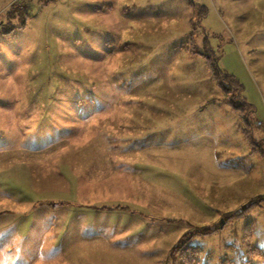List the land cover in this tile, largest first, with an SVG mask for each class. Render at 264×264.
Masks as SVG:
<instances>
[{"label":"rangeland","instance_id":"obj_1","mask_svg":"<svg viewBox=\"0 0 264 264\" xmlns=\"http://www.w3.org/2000/svg\"><path fill=\"white\" fill-rule=\"evenodd\" d=\"M204 54L250 109L253 143ZM33 141L53 144L70 191L47 189ZM260 197L264 0H0V264H181L183 240L200 264H264L241 240L251 221L264 253ZM66 206L74 227L56 228Z\"/></svg>","mask_w":264,"mask_h":264},{"label":"trees","instance_id":"obj_2","mask_svg":"<svg viewBox=\"0 0 264 264\" xmlns=\"http://www.w3.org/2000/svg\"><path fill=\"white\" fill-rule=\"evenodd\" d=\"M191 52H196V51L191 50ZM204 56L211 78L216 81L217 85H219L222 90L223 102L229 106L232 112L238 115V118L241 121V124L239 125V129L241 130V133L249 143H253L251 137V128H250L251 123L247 117L250 109L247 107V105L244 102H241L240 96H238L236 93H232L233 89L231 87H228L225 83L221 81L220 78L221 76L227 77L228 75L223 74L221 72V68L218 65V61L212 58V56L210 55L204 54ZM261 199H264V197H260L259 200ZM239 213L241 212H238L237 214H228L226 217H224V219L226 220L227 218L238 215ZM252 224L253 223L250 221L244 226L243 234L241 237L242 245L245 248L244 251L246 252L248 258L247 261L250 260L251 256H264V253L261 252L259 247L252 246V244L250 243ZM217 229L219 228L215 227L212 229H202L203 231L200 230L199 232L206 233ZM228 246L226 247L228 248ZM171 253L173 255H177L181 264H200V256L201 254L204 253V251L200 246L188 243L187 240H183L173 246ZM223 262L225 264L228 263L227 259L223 260Z\"/></svg>","mask_w":264,"mask_h":264},{"label":"crops","instance_id":"obj_3","mask_svg":"<svg viewBox=\"0 0 264 264\" xmlns=\"http://www.w3.org/2000/svg\"><path fill=\"white\" fill-rule=\"evenodd\" d=\"M39 97L40 96H35V97H33V99H37ZM81 101L82 100L80 99L79 101H77V103L79 104V102H81ZM19 119H21V121L23 123V124H21V123L20 124L21 125H25L24 123L26 121H23L22 114L19 116ZM44 130L45 129H39L38 131H35L34 132V130L27 129L26 132H25V134L26 133H28V134L29 133H32V134L35 133V134L40 135L42 133V131H44ZM34 143L37 144V145H39V146L32 145L31 146V150L32 151H39V152H42L43 151L42 156L45 157L44 158V164L46 165L45 168H47L48 175H49V177H47V179H50L49 182L51 184L47 189L54 190V191H58V190L59 191H62V188L64 186V187H66L70 191L71 190V186L69 184V181H68L67 177L62 173V170H61V168H62V165H61L62 161L61 160L58 161L57 160L58 158H56L54 162H51L49 160L50 155H52V153L54 151L53 144H51V143L44 144V143H42L40 141L39 142H34ZM9 146H13L14 147L13 144H10ZM106 149L110 150V149H112V146L111 145H107ZM22 150H26V147H22ZM20 155L27 156V155H31V154L29 152H27V153H20V154H18V156H20ZM32 155L35 156L37 154H32ZM63 162H66V160H64ZM101 162L103 163V166L106 169V170L105 169H103V170H105L106 173H107V175H108L109 174V171L111 169V164H107V160H103ZM19 165H21L19 168L23 167V164L22 163L19 164ZM26 166L29 167V165H26ZM73 190H76L75 187H73ZM10 197L16 198L14 196V194L10 195ZM44 198H46L45 201H47V198H51V197H44ZM19 200H25V197H21ZM37 202H41V201L40 200H37ZM59 205L63 206V204H59ZM89 210L91 211V210H94V209L89 207ZM18 213H19V211L17 212V214ZM23 213L25 215H27L26 212H23ZM9 214H12V212H10ZM78 214H79L78 207H74L73 208L71 206L70 207L69 206H66V207H62V209L58 212V216L56 218H52L51 220H52V222H55L57 225H60V227H56V228L63 229V228H65V227L68 226V224H69L70 221H71L70 222V227H74V226H71V225H72V222H73L75 216L78 215ZM18 220H23V219H18ZM38 220H40V219H38ZM90 224L91 223H85V224H81V225L78 224L76 228H77V230L78 229H81V230L82 229H89V226H92ZM61 239H60V241H61ZM104 246H106V248L111 249V247L107 246L106 243H104ZM87 249H89V248H87ZM64 251H65L64 245L61 246L59 249L56 248V257H57V259H62L63 260V259H66L67 257H70L69 254L68 255L64 254ZM78 259H81V257H78Z\"/></svg>","mask_w":264,"mask_h":264}]
</instances>
